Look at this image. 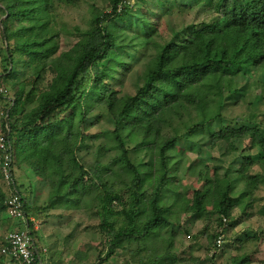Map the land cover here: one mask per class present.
Returning a JSON list of instances; mask_svg holds the SVG:
<instances>
[{"label": "trees", "instance_id": "trees-1", "mask_svg": "<svg viewBox=\"0 0 264 264\" xmlns=\"http://www.w3.org/2000/svg\"><path fill=\"white\" fill-rule=\"evenodd\" d=\"M73 1L0 0L7 65L0 81L9 78L13 89L5 109L6 135L17 162L30 166L48 187L42 206L32 207L24 197L25 211L36 219L48 209L88 207L98 216L99 232L106 238L105 257L96 264L132 244L138 254L148 240L162 239L173 217L179 223L180 212L195 219L215 213L223 233L232 208L247 213L250 195L264 183V174L250 172L254 163H264V116L251 101L241 115L225 116L250 88L249 80L237 77L256 71L264 84V0H103L104 7L92 0L86 26L76 24L73 32L64 24L57 28L56 5ZM159 6L161 13H153ZM173 6L183 18L180 25L164 24ZM139 8L143 11L136 16ZM192 10L198 16L185 19ZM63 30L75 34L76 40L59 52ZM124 51L130 58L122 57ZM133 59L143 67L136 70L133 91L126 92L123 77L132 70ZM261 93L256 90L254 95L263 97ZM93 109H102L110 121L117 154L108 163L85 167L77 148L84 142L83 127ZM199 135L207 138L209 148L223 147L226 152L236 150L233 140L247 137L261 156L239 157L233 172L215 168L211 191L196 189L191 202L179 205L171 196L186 156L174 146L184 140L198 153L202 141L194 137ZM128 138L148 150L146 176L129 157ZM240 181L242 187L236 190ZM209 195L212 206L207 210ZM4 200L0 185L3 225L9 220ZM258 212L264 214V204ZM9 223L5 233L16 225ZM221 232L209 236L215 246ZM174 233L161 240L162 251L155 246L152 253L150 248L139 264H173ZM32 235L41 258L38 232L32 230ZM249 259L243 253L234 256L232 264H249Z\"/></svg>", "mask_w": 264, "mask_h": 264}, {"label": "rangeland", "instance_id": "rangeland-1", "mask_svg": "<svg viewBox=\"0 0 264 264\" xmlns=\"http://www.w3.org/2000/svg\"><path fill=\"white\" fill-rule=\"evenodd\" d=\"M95 1L100 6H105L103 0ZM91 2L92 0H74L70 4H57L56 10L58 16L57 21L54 23L55 26L61 28L64 24L71 32H73V26L76 24L86 26ZM136 6L141 7L142 5L137 1ZM145 8L147 9V7ZM171 10L174 13L172 15H164V24L180 25L183 18L175 12L174 6ZM142 11L143 8H139L135 15H140ZM159 12L161 13L160 6L153 13L158 14ZM195 15H197L196 10L186 12L185 19H192L191 17ZM150 17L155 22V16L151 14ZM1 29L0 25V74L4 72L7 66L4 60L6 55V40L2 35ZM75 40V34L63 30L58 38L59 52L68 49ZM121 54L125 59L130 58L128 51L121 52ZM133 61L132 70L125 73L123 77L126 92L133 91L136 70L143 67L139 59H133ZM123 74L124 71L117 73L118 82ZM22 76L20 75L19 77L21 78ZM246 79L249 80L248 82H251L250 88L236 106H229L225 114L228 118L246 112L248 110L246 104L250 101L254 104L256 110L264 116V84L262 85V82H259L256 71H252L250 77H237L238 81H246ZM256 80L257 82H255ZM11 81L9 78L7 81H0V92L2 94V97H0V133L7 125L5 109L8 99L13 96ZM106 82L108 83L107 79ZM117 83L111 82V86ZM256 90L262 91L263 97L258 96L256 98L254 95ZM214 128L218 130V126ZM111 130L112 125L103 110L93 109L90 119L83 127V132L86 136L84 142H81L77 148L78 158L85 167H89L97 161L100 165L108 163L117 154V149L109 136ZM203 135L194 137L196 141L197 139L202 141L201 146L203 147L198 153L191 151V147L184 140H181L174 146L175 152L185 154L186 156L184 169L180 173H177L174 184L175 189L172 192V196L170 195L171 198H178L179 205L182 202H191L192 193L196 189L211 191L212 172L215 168H219L221 172L225 170L233 172L234 169L238 168L239 163L237 159L239 157L249 155L257 160L261 156L259 153L260 149L252 147L250 139L247 137L233 140L236 150L226 152L223 147L209 148L206 143L207 138ZM193 143L194 141L192 140L191 144ZM137 144L138 141L136 139H126V147L131 161L140 168L142 176H146L147 169L143 164L148 159V150L138 147ZM15 153L16 151H13V176L15 175L17 178L20 192L32 207L44 205L47 201L48 187L40 179H37L30 166L17 162ZM199 157L204 160L198 162ZM189 164H191L190 168L188 167ZM250 172L264 174V163H254L250 168ZM242 184L243 181H240L236 190L241 188ZM0 185L2 186L1 181ZM250 197L252 198V206L248 209L247 213L242 214L239 206L232 208L230 217H227L225 222L226 225H224L223 233L219 228L220 225L216 220L217 215L215 213L209 215V217L203 216L195 219L189 214L180 212L178 215L179 223H175L176 220L173 217L170 220V226L162 231V239L159 237L155 242L148 240L146 247L140 250L138 254L135 252L137 245H129V250H117L109 259L100 261V263L139 264V258L143 259L147 254L149 255L150 248L152 249V253L155 246L158 247V250L162 251L164 248L160 242L165 241L168 232L173 231L175 233L170 249L176 256L173 264H232V258L243 253L249 255V264H264V214H259L258 212V209L264 204V183H259ZM205 204L206 209L210 210L212 206L210 195ZM36 220L39 226L38 230H36L38 232V244L42 248V244L45 243L47 250L45 255L52 259L51 264H96L99 261L98 259L105 257L106 238L99 232L98 224L100 220L88 207H81L79 209H48L44 210L39 217H36ZM233 220H238V223L234 226L230 225V222ZM5 222V225H3L0 220V240L10 224L9 220ZM217 231L221 232L219 236L223 235L222 242L218 247L215 246L214 241L209 237ZM255 235L257 237H254ZM247 236L254 238L246 240ZM157 243L160 245L158 246ZM41 260L45 264V258L42 257Z\"/></svg>", "mask_w": 264, "mask_h": 264}, {"label": "built area", "instance_id": "built-area-1", "mask_svg": "<svg viewBox=\"0 0 264 264\" xmlns=\"http://www.w3.org/2000/svg\"><path fill=\"white\" fill-rule=\"evenodd\" d=\"M5 130H8L7 125L0 133V181L5 192L4 215L16 225L4 233L0 240V264H43L36 239L32 235V230H38L39 226L37 220L25 211L24 196L13 177L14 155ZM222 237L216 239L217 247ZM41 251L45 252V249L42 247Z\"/></svg>", "mask_w": 264, "mask_h": 264}, {"label": "crops", "instance_id": "crops-1", "mask_svg": "<svg viewBox=\"0 0 264 264\" xmlns=\"http://www.w3.org/2000/svg\"><path fill=\"white\" fill-rule=\"evenodd\" d=\"M14 177H15V175H14ZM37 179H39L38 177H37ZM15 181H16V183H17V178L15 177ZM42 182V181H41ZM43 245V248L45 249V252L47 251L46 250V245H45V243L44 244H42ZM40 253L41 254V259H42V257L43 258H45V264H51L52 263V259L49 257V256H47V255H45L46 253ZM45 255V256H44ZM51 259V260H50ZM125 263V262H124Z\"/></svg>", "mask_w": 264, "mask_h": 264}]
</instances>
